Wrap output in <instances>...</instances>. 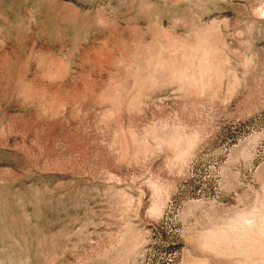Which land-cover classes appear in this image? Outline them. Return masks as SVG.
I'll return each mask as SVG.
<instances>
[{
    "label": "rangeland",
    "instance_id": "374dc122",
    "mask_svg": "<svg viewBox=\"0 0 264 264\" xmlns=\"http://www.w3.org/2000/svg\"><path fill=\"white\" fill-rule=\"evenodd\" d=\"M0 264H264V0H0Z\"/></svg>",
    "mask_w": 264,
    "mask_h": 264
}]
</instances>
